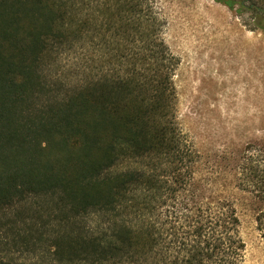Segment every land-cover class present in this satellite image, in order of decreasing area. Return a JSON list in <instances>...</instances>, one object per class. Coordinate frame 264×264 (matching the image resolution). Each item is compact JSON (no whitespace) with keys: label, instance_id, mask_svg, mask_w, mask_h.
<instances>
[{"label":"trees","instance_id":"1","mask_svg":"<svg viewBox=\"0 0 264 264\" xmlns=\"http://www.w3.org/2000/svg\"><path fill=\"white\" fill-rule=\"evenodd\" d=\"M165 26L156 0H0V264L242 263L234 206L196 195Z\"/></svg>","mask_w":264,"mask_h":264},{"label":"rangeland","instance_id":"2","mask_svg":"<svg viewBox=\"0 0 264 264\" xmlns=\"http://www.w3.org/2000/svg\"><path fill=\"white\" fill-rule=\"evenodd\" d=\"M156 4L178 60L176 124L196 154V195L234 206L241 264H264V30L255 25L264 0Z\"/></svg>","mask_w":264,"mask_h":264}]
</instances>
